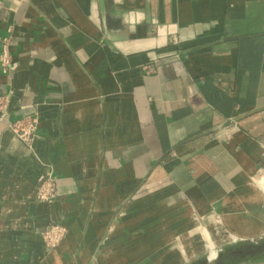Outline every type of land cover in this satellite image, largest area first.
Wrapping results in <instances>:
<instances>
[{
    "label": "crops",
    "instance_id": "obj_1",
    "mask_svg": "<svg viewBox=\"0 0 264 264\" xmlns=\"http://www.w3.org/2000/svg\"><path fill=\"white\" fill-rule=\"evenodd\" d=\"M0 37V264H199L162 247L264 215V0H0Z\"/></svg>",
    "mask_w": 264,
    "mask_h": 264
},
{
    "label": "built area",
    "instance_id": "obj_2",
    "mask_svg": "<svg viewBox=\"0 0 264 264\" xmlns=\"http://www.w3.org/2000/svg\"><path fill=\"white\" fill-rule=\"evenodd\" d=\"M2 44L0 52V68L4 74H8L13 68V55L11 53L10 38L0 37ZM8 107V95L0 94V113H4ZM3 117L0 115V121ZM11 131L25 144L33 147L37 138L38 118L24 117L9 124ZM37 196L41 201L52 202L58 197L55 179L51 176L39 180ZM44 244L48 249L59 246L67 237L68 229L64 225H53L41 233Z\"/></svg>",
    "mask_w": 264,
    "mask_h": 264
},
{
    "label": "bare ground",
    "instance_id": "obj_3",
    "mask_svg": "<svg viewBox=\"0 0 264 264\" xmlns=\"http://www.w3.org/2000/svg\"><path fill=\"white\" fill-rule=\"evenodd\" d=\"M256 179L258 180L260 190L262 188V190L264 191V174H262L260 177H258ZM254 217H255V215H254ZM256 218H257V216H256ZM257 220L258 221H255V222H252L251 220H249V221L243 220V222L230 223V224H226V223H224L225 221L222 222L221 220H218L215 223L216 228L219 231L218 233L216 232L217 233L216 236H219L218 239L214 238V235H215L214 231L209 230L202 223H199V224L197 223L196 227L193 230H190L189 232H187L186 235H185V233L180 234V236L176 237L175 240L179 244L180 250L183 253L184 257L187 259L188 257L190 258L192 256H189V253L187 252V250L185 248L183 240H185V239L191 240L193 238V236L197 237L199 235L201 238L204 239V243H203L204 245H201L199 249H204V250L211 249V250H213V253L211 254L210 257L214 258V257H216V254H217V251L214 250L216 245L222 246L226 243L233 242L238 238L240 239V238L254 237L255 235H259V234L264 233V215L261 214L260 217L257 218ZM227 225H229V226H227Z\"/></svg>",
    "mask_w": 264,
    "mask_h": 264
},
{
    "label": "rangeland",
    "instance_id": "obj_4",
    "mask_svg": "<svg viewBox=\"0 0 264 264\" xmlns=\"http://www.w3.org/2000/svg\"><path fill=\"white\" fill-rule=\"evenodd\" d=\"M210 227L211 226H208V229L211 230V231H214V234H215L214 235V238L215 239H218L219 236H216V234L219 232L218 229L216 228V230H215L213 227L212 228H210ZM200 240H201L200 246L201 245H204L203 244L204 243V239L200 237ZM261 241H264V234L261 235L260 237L254 238V239H241V238L239 239L238 238L235 241L226 243V244H224L222 246L216 245L215 248H214V250L217 251L216 257H214V258L213 257H210L211 254L213 253V250L207 249V250L204 251V253H202L200 255V259L197 262H199V264H209L208 259L211 260V261H214L218 256L221 257V256L225 255L228 252V250H230V249L239 248V247L244 248V247H246L248 245H251V244L254 245V244L260 243ZM174 243H175L173 245L174 247L173 246L171 247V246H168V245H164V247L162 248V251H167V250H170L171 249V250H177V251H179L181 253L179 244L177 243L176 240L174 241ZM189 256H193V254H189ZM183 257H184V255H183ZM191 258L192 257H190V258L188 257L186 259L184 257V262L186 260H190ZM263 258H264V256H261V255L260 256L259 255H255V256H253V255H246V256H243L240 259H231L230 262L227 263V264H262Z\"/></svg>",
    "mask_w": 264,
    "mask_h": 264
},
{
    "label": "water",
    "instance_id": "obj_5",
    "mask_svg": "<svg viewBox=\"0 0 264 264\" xmlns=\"http://www.w3.org/2000/svg\"><path fill=\"white\" fill-rule=\"evenodd\" d=\"M264 253V241L261 243H257L254 245H248L244 248L239 247V248H233L228 250V252L223 255V256H218L214 261H211L208 259L209 264H227L230 262L231 259H240L243 256L246 255H260Z\"/></svg>",
    "mask_w": 264,
    "mask_h": 264
},
{
    "label": "flooded vegetation",
    "instance_id": "obj_6",
    "mask_svg": "<svg viewBox=\"0 0 264 264\" xmlns=\"http://www.w3.org/2000/svg\"><path fill=\"white\" fill-rule=\"evenodd\" d=\"M261 242H262V241H261ZM261 242H260V243H261Z\"/></svg>",
    "mask_w": 264,
    "mask_h": 264
}]
</instances>
